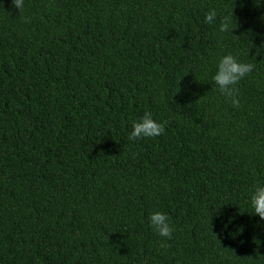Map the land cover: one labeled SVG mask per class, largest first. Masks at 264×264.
<instances>
[{
    "label": "trees",
    "instance_id": "16d2710c",
    "mask_svg": "<svg viewBox=\"0 0 264 264\" xmlns=\"http://www.w3.org/2000/svg\"><path fill=\"white\" fill-rule=\"evenodd\" d=\"M145 112L164 134L129 140ZM256 184L264 0H0V264H264Z\"/></svg>",
    "mask_w": 264,
    "mask_h": 264
},
{
    "label": "clouds",
    "instance_id": "9594fccd",
    "mask_svg": "<svg viewBox=\"0 0 264 264\" xmlns=\"http://www.w3.org/2000/svg\"><path fill=\"white\" fill-rule=\"evenodd\" d=\"M12 4L20 12L23 11L24 0H12ZM217 16L216 10L212 9L205 15V22L212 24L216 21ZM233 19V12L231 15H224L220 18L219 31L222 33L233 32V29H230ZM254 69V63L242 62L231 53L220 58L217 71L212 79L218 86L220 93L230 101L233 107L239 108L241 106L240 90L237 85L242 79L250 75ZM166 123L167 121L155 120L151 112H145L138 121H133L132 131L128 139L138 140L158 137L164 134ZM250 203L253 208V214L264 220V184H256L254 186L251 191ZM149 223L159 236L167 239L172 238L175 229L166 213L161 211L153 212L149 216ZM166 246V244L161 243V247Z\"/></svg>",
    "mask_w": 264,
    "mask_h": 264
}]
</instances>
